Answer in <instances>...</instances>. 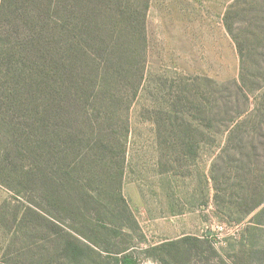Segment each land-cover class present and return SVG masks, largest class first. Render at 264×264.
Wrapping results in <instances>:
<instances>
[{"label": "rangeland", "instance_id": "374dc122", "mask_svg": "<svg viewBox=\"0 0 264 264\" xmlns=\"http://www.w3.org/2000/svg\"><path fill=\"white\" fill-rule=\"evenodd\" d=\"M106 2L112 28L131 41L144 21L145 62L128 60L130 70L113 74L104 91L114 99L109 122L93 110L84 123L71 113L65 124L70 132L86 127L101 148L124 143L120 196L128 210L116 182L105 178L79 175L87 195L60 181L64 206H82L80 223L49 210L40 191L46 180L22 181L15 191L0 184V264H69L62 252L69 239L93 249L82 264H117L122 252L137 264H162L169 255L152 248L184 238L196 248L189 258L179 244L186 249L180 263L264 264V216H245L240 206L251 188L264 194V0ZM95 124L101 133H92ZM230 157L243 162L239 179ZM84 221L101 239L97 246Z\"/></svg>", "mask_w": 264, "mask_h": 264}, {"label": "trees", "instance_id": "16d2710c", "mask_svg": "<svg viewBox=\"0 0 264 264\" xmlns=\"http://www.w3.org/2000/svg\"><path fill=\"white\" fill-rule=\"evenodd\" d=\"M147 9L148 3H144V13ZM111 12L106 0L0 1V184L15 191L22 181L46 180L40 189L43 196L46 192V206L56 218L64 215L74 223L79 222L76 213L80 214L82 206L71 203L68 208L64 206L60 181H72L77 188L69 183L71 191L80 190L87 195L76 181L82 174L116 182L123 212L128 210L120 196L125 169L124 143L101 148L99 139L88 138L93 135L87 136L86 127L82 132H70L65 124L71 113L75 115L74 122L79 119L84 123L93 110L109 122L106 108L114 106V99L104 91L113 74L125 67L130 70V65L125 63L128 60L132 61V67L139 58L142 64L145 62L144 21L137 41H131L129 35L124 36L123 29L112 28ZM132 50L138 51V57L131 55ZM133 75L138 87L142 70L134 71ZM240 81L246 85L243 74ZM127 122L125 118L121 127L125 140ZM103 129L102 124L91 126L92 133L95 130L101 133ZM238 151L242 156V149ZM228 160L237 179L246 173L241 158ZM22 188L28 190L27 186ZM249 192L250 196L240 204L245 208L243 214L258 210L255 217L264 216V194L255 188ZM83 227L90 234L85 235L90 244L97 246L96 241L101 239L91 224L85 223ZM191 242L192 239L184 238L161 244L151 252L169 255L168 261L160 260L162 264H184L180 262L186 249L190 258L196 248ZM179 244L186 245V249L177 248ZM85 248L69 239L62 252L69 264H82L85 252H93L92 248ZM120 254L117 264H137L132 256Z\"/></svg>", "mask_w": 264, "mask_h": 264}, {"label": "built area", "instance_id": "2783aa9c", "mask_svg": "<svg viewBox=\"0 0 264 264\" xmlns=\"http://www.w3.org/2000/svg\"><path fill=\"white\" fill-rule=\"evenodd\" d=\"M217 234H222L224 232V228L223 227H217Z\"/></svg>", "mask_w": 264, "mask_h": 264}]
</instances>
